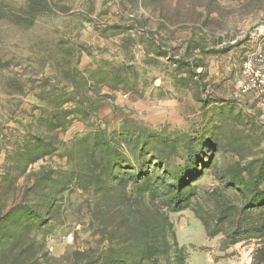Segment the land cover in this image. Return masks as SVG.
Wrapping results in <instances>:
<instances>
[{
	"label": "rangeland",
	"instance_id": "374dc122",
	"mask_svg": "<svg viewBox=\"0 0 264 264\" xmlns=\"http://www.w3.org/2000/svg\"><path fill=\"white\" fill-rule=\"evenodd\" d=\"M264 0H0V264H264Z\"/></svg>",
	"mask_w": 264,
	"mask_h": 264
},
{
	"label": "built area",
	"instance_id": "2783aa9c",
	"mask_svg": "<svg viewBox=\"0 0 264 264\" xmlns=\"http://www.w3.org/2000/svg\"><path fill=\"white\" fill-rule=\"evenodd\" d=\"M252 60L253 62H256L258 64L259 67L258 72L264 74V49L254 53L252 56ZM263 94H264V90H263ZM263 106H264V102H263Z\"/></svg>",
	"mask_w": 264,
	"mask_h": 264
}]
</instances>
